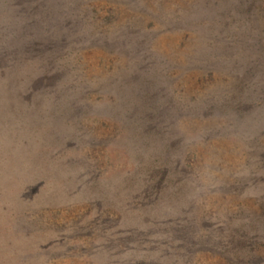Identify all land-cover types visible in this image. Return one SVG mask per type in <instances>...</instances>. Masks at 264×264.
<instances>
[{"label":"rangeland","instance_id":"1","mask_svg":"<svg viewBox=\"0 0 264 264\" xmlns=\"http://www.w3.org/2000/svg\"><path fill=\"white\" fill-rule=\"evenodd\" d=\"M0 264H264V0H0Z\"/></svg>","mask_w":264,"mask_h":264},{"label":"trees","instance_id":"2","mask_svg":"<svg viewBox=\"0 0 264 264\" xmlns=\"http://www.w3.org/2000/svg\"><path fill=\"white\" fill-rule=\"evenodd\" d=\"M248 141H249V143H251V139H248ZM251 144H249V146H250ZM254 149V148H253Z\"/></svg>","mask_w":264,"mask_h":264}]
</instances>
